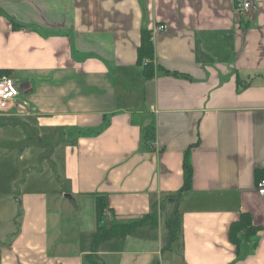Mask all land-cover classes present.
Listing matches in <instances>:
<instances>
[{
    "label": "crops",
    "instance_id": "crops-1",
    "mask_svg": "<svg viewBox=\"0 0 264 264\" xmlns=\"http://www.w3.org/2000/svg\"><path fill=\"white\" fill-rule=\"evenodd\" d=\"M143 30L157 67L149 79L137 64ZM0 71L28 85L24 111L0 113V159L31 152L16 149L30 131L58 176L49 197L23 195L17 212L0 204V264H86L98 196L106 228L156 218L102 244L100 259L152 264L186 152L191 188L166 262L264 264V0H0ZM71 213L88 227L65 223ZM242 213L258 232L237 251L228 233Z\"/></svg>",
    "mask_w": 264,
    "mask_h": 264
},
{
    "label": "trees",
    "instance_id": "trees-1",
    "mask_svg": "<svg viewBox=\"0 0 264 264\" xmlns=\"http://www.w3.org/2000/svg\"><path fill=\"white\" fill-rule=\"evenodd\" d=\"M138 66L143 67V75L146 79L154 77L157 67L153 64L154 58V50L151 39V32L143 30L141 32L140 46L138 47ZM146 61V63H145ZM164 74H170L165 71ZM172 75H177L171 73ZM1 75H8L7 71H0ZM9 76V75H8ZM144 145L147 147L153 140V132L151 129L145 132L144 136ZM148 148V147H147ZM183 184L182 187L178 190V192L172 196L171 198L174 200V208L170 214L168 220L165 221V229H166V242L164 250H170L172 244L177 240L180 233V216L178 211V201L181 195L184 192H187L191 188L192 181V169L188 159V152L184 154L183 159ZM257 179L264 176V171H260L255 173ZM58 179V176H57ZM108 210L107 203L104 197L98 196L95 199V233L91 238L89 243V253L85 255L84 261L86 264H103L102 260L98 256L99 248L102 244L117 240V241H125L128 236L134 234V232L143 227L147 222L156 221L155 217L148 216L143 220L127 223V224H112L109 228H105L103 226V220L105 217V213ZM258 232V228L252 225L251 217L248 214L242 213L240 214L237 221L231 223L229 227L228 238L229 242L235 246L237 251L239 250L241 244L251 243L254 241V238ZM254 246V245H253ZM152 264H161L159 260L154 261Z\"/></svg>",
    "mask_w": 264,
    "mask_h": 264
},
{
    "label": "rangeland",
    "instance_id": "rangeland-1",
    "mask_svg": "<svg viewBox=\"0 0 264 264\" xmlns=\"http://www.w3.org/2000/svg\"><path fill=\"white\" fill-rule=\"evenodd\" d=\"M14 82L20 87L21 84L16 81ZM20 132V130H16V133ZM28 132V137H30L28 142L22 140L20 138V134H17L16 149L18 150L17 147H20L26 143H30V146L32 147L31 152H24L21 156L18 154H12L4 156L0 159V204L1 207L4 208V212L7 208V204H16L17 212L18 204H22L21 198L23 195L27 196L46 194L49 197L51 195V190L58 185L56 169H54V166L47 161L40 162L42 156L40 157L39 154L35 152L36 150H33V148H36L35 146H38L39 143L33 134L30 131ZM22 147L23 146L20 148ZM82 212V214H85L84 212H86V210H82ZM18 216L19 215L16 217L18 218ZM76 218V215L71 213L64 216L63 219L68 225L78 227L82 230L88 227V219L86 217H84L86 220L82 227H80L81 223ZM102 224L105 227V224ZM6 227L7 226L4 228V232ZM70 238L71 240L74 239L73 237ZM156 238L158 237L156 236ZM158 240H150L149 245L158 247ZM168 252L170 251L164 250L162 253H160V255L157 256V259L159 261L164 259L165 264H169L166 261L167 259H172L173 255L168 254ZM106 262L107 264H112L111 258L107 257Z\"/></svg>",
    "mask_w": 264,
    "mask_h": 264
},
{
    "label": "built area",
    "instance_id": "built-area-1",
    "mask_svg": "<svg viewBox=\"0 0 264 264\" xmlns=\"http://www.w3.org/2000/svg\"><path fill=\"white\" fill-rule=\"evenodd\" d=\"M243 10L251 8L250 3H243L240 5ZM164 26H159L156 29L162 30ZM21 93V94H20ZM22 92L19 86L8 75L0 76V113L7 112L11 108H15L20 112H23L25 106L23 103H16ZM256 191L259 196L264 197V176L256 180Z\"/></svg>",
    "mask_w": 264,
    "mask_h": 264
},
{
    "label": "water",
    "instance_id": "water-1",
    "mask_svg": "<svg viewBox=\"0 0 264 264\" xmlns=\"http://www.w3.org/2000/svg\"><path fill=\"white\" fill-rule=\"evenodd\" d=\"M27 87H28L27 84H25V85L22 84V85H20L19 89H20V91H21L22 93L27 94V93H28V91H26ZM65 198L71 199V197H70L69 195H65Z\"/></svg>",
    "mask_w": 264,
    "mask_h": 264
}]
</instances>
